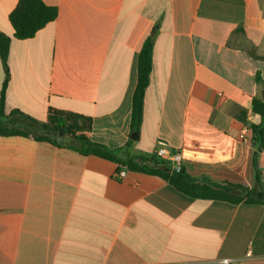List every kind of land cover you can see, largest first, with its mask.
I'll return each mask as SVG.
<instances>
[{
  "label": "crops",
  "instance_id": "0c3cea01",
  "mask_svg": "<svg viewBox=\"0 0 264 264\" xmlns=\"http://www.w3.org/2000/svg\"><path fill=\"white\" fill-rule=\"evenodd\" d=\"M43 1L58 17L21 40L9 21L19 0H0V33L11 38L8 75L0 58L7 115L45 123L51 111L77 114L91 120L85 136L123 161L172 168L156 156L163 144L181 154L191 182L225 186L207 170L233 179L248 166L251 183L239 204L195 198L82 155L68 139L0 136V264H264V148L247 164L255 149L242 144L239 119L261 122L252 102L264 60L249 52L264 58V0ZM150 36L153 67L131 142Z\"/></svg>",
  "mask_w": 264,
  "mask_h": 264
},
{
  "label": "trees",
  "instance_id": "16d2710c",
  "mask_svg": "<svg viewBox=\"0 0 264 264\" xmlns=\"http://www.w3.org/2000/svg\"><path fill=\"white\" fill-rule=\"evenodd\" d=\"M57 17V8L46 5L43 0H19L16 8L9 16V21L15 32L14 37L24 40L34 37L36 33L53 22ZM10 43L11 38L0 33V58L7 75ZM153 51L154 39L150 36L143 43L138 56L137 86L132 99L131 142L138 140L143 122L145 94L149 86L153 67ZM249 54L256 59L264 60V58L255 56L252 51ZM255 80L262 88V93L260 97L253 99L252 109L254 114L261 117V122L260 124L251 123L247 125L246 115L242 112L239 116V119L245 123L252 134L251 144L255 149L249 159L252 166L255 162L253 155L256 156L264 148V79L258 72ZM6 86L7 79L3 85L0 102V136L33 137L37 141L49 142L53 145L57 144L51 139L56 141L68 139L70 142L67 146L82 155H94L117 163L121 168H126L129 171L159 176L168 181L178 191L188 196L207 200L227 201L234 204H239L244 201L242 197L235 194V189L241 188V186L234 185L231 182V175L227 176L225 168L218 167L216 170H207L214 180L222 182L225 185L216 186L208 183L191 182L186 179L187 177H185L182 168L172 169L170 166L159 162H156L154 167H150L148 165L138 164L132 158L127 161L119 159L114 151L92 142L85 136V133L91 130V120L89 118L73 113L51 111L47 122L44 123L20 112L12 111L7 115L5 99ZM35 130H41L42 133L35 135ZM242 151L243 147L239 149V152ZM245 203H253V200L249 198Z\"/></svg>",
  "mask_w": 264,
  "mask_h": 264
},
{
  "label": "built area",
  "instance_id": "2783aa9c",
  "mask_svg": "<svg viewBox=\"0 0 264 264\" xmlns=\"http://www.w3.org/2000/svg\"><path fill=\"white\" fill-rule=\"evenodd\" d=\"M248 137V128H245L240 135V140L243 145H247L249 143ZM156 156L161 162H169L173 169H179L182 162V156L179 152H170L163 144L157 149ZM125 174L126 171H120L117 175L118 179H123ZM224 263L230 264L228 260H224Z\"/></svg>",
  "mask_w": 264,
  "mask_h": 264
},
{
  "label": "rangeland",
  "instance_id": "374dc122",
  "mask_svg": "<svg viewBox=\"0 0 264 264\" xmlns=\"http://www.w3.org/2000/svg\"><path fill=\"white\" fill-rule=\"evenodd\" d=\"M39 133H42L41 130H35L34 131V134L37 135ZM249 139V143L247 144L249 148H251V138L248 137ZM252 152V151H251ZM247 164H249V159L247 161ZM235 173H237V171L235 170ZM251 171L248 169V166L246 167L245 170L241 169L240 172L238 173V177H235L232 180H234V182H236L237 185L241 186V188H236L235 189V194L240 196V197H244L246 196V194L248 193V187H249V184L251 183ZM188 179V178H186ZM245 180V181H244ZM244 182V183H242ZM248 182V183H246ZM252 187H254L253 183L251 184ZM253 193L250 194V196H252Z\"/></svg>",
  "mask_w": 264,
  "mask_h": 264
}]
</instances>
